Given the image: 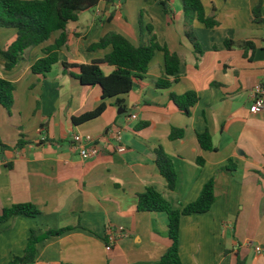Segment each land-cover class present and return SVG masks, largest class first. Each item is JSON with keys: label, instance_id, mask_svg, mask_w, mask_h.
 Listing matches in <instances>:
<instances>
[{"label": "crops", "instance_id": "obj_1", "mask_svg": "<svg viewBox=\"0 0 264 264\" xmlns=\"http://www.w3.org/2000/svg\"><path fill=\"white\" fill-rule=\"evenodd\" d=\"M202 2L218 25L208 28L194 19L200 53L185 33L181 0H171L170 15L157 0L101 1L81 11L68 23V42L46 75L34 74L31 66L59 32L27 49L11 70L0 53V76L15 86L10 112L0 105V139L12 147L0 148V211L18 203L39 211L0 226V264L25 253L32 230L42 235L60 229L36 243L28 264H155L171 245L168 214L139 210L138 195L152 186L173 205H186L210 180L216 196L211 208L181 217L182 264H264V111L252 112V89L264 82V0ZM110 31L135 45L154 36L179 55V70L168 77V87L158 86L165 55L156 51L131 91L104 99L101 115L75 123L74 117L102 102V89L82 84L63 62L102 59L112 47L91 46ZM15 38L14 29L0 27V50ZM101 69L109 74L115 67L105 63ZM187 91L198 95L189 114L171 98ZM142 122L148 125L138 127ZM173 128L183 129V136L170 138ZM206 131L214 150L199 144L197 135ZM76 134L92 135L99 154L82 156ZM20 139L24 145L14 147ZM160 146L178 169L175 190L167 188L156 164Z\"/></svg>", "mask_w": 264, "mask_h": 264}, {"label": "trees", "instance_id": "obj_2", "mask_svg": "<svg viewBox=\"0 0 264 264\" xmlns=\"http://www.w3.org/2000/svg\"><path fill=\"white\" fill-rule=\"evenodd\" d=\"M101 1L114 3L116 0H0V27L11 28L16 31L15 40L7 48L0 50L5 59V70L13 69L27 49L50 40L59 32L54 42L43 48V56L38 58L31 66L34 74L46 75L54 64L59 62V52L68 42V23L77 20L81 11L92 10ZM157 2L164 7L166 13L169 15L172 13L171 0H157ZM181 2L185 14V33L192 42L195 51L200 53L201 48L193 32L194 19H198L208 28L217 26L218 21L213 16L206 14L202 0H181ZM259 10L260 6L256 7V18H260ZM231 44L232 41L228 40L227 45L231 46ZM109 45L112 50L102 59L84 64L63 62L65 71L78 78L82 84L99 85L102 89V102L95 110L74 117L75 123L87 121L101 115L107 107L104 99L131 91L135 79L143 78L148 72L150 62L156 51L161 50L165 55L164 76L158 86L168 87L170 84L168 77L175 75L179 70L181 61L179 55L170 51L165 45H161L154 36L148 44L135 45L123 34L110 31L99 42L94 43L91 48H104ZM105 63L115 67L109 74H105L101 69V65ZM72 67H78L79 72L70 71ZM14 91V83L0 76V105L9 112L14 104ZM171 98L185 114H189L190 107L198 101V95L195 91H187L181 95L172 93ZM146 125H148V122H142L138 127ZM183 134V129L173 128L170 138L175 139L183 136ZM197 137L200 146L204 150L215 149L209 132L199 133ZM25 142L20 139L14 147H22ZM0 148L10 149L12 147L3 143L0 139ZM198 162L202 163L203 158L199 157ZM156 164L166 180L167 188L175 190L178 185V169L173 158L166 153L162 146L156 149ZM215 199L213 180L204 185L197 200L186 205H173L152 186L138 195L139 210L163 211L168 214V235L171 245L155 264H182L179 255L181 217L208 211ZM38 213L37 207L32 203H18L4 207L0 211V226L11 218L20 215L35 216ZM63 231L64 229L47 230L44 234L37 235L35 230H32L25 253L22 256L13 257L9 264L33 262L36 255V243L52 235H58ZM237 264L245 263L244 260L238 259Z\"/></svg>", "mask_w": 264, "mask_h": 264}, {"label": "built area", "instance_id": "obj_3", "mask_svg": "<svg viewBox=\"0 0 264 264\" xmlns=\"http://www.w3.org/2000/svg\"><path fill=\"white\" fill-rule=\"evenodd\" d=\"M252 112L260 113L264 111V82L257 83L252 89ZM132 118H137L136 114L131 115ZM118 141L121 140V135L117 134ZM75 144L78 146L80 154L84 157L96 156L100 152V148L94 143V137L90 134L81 135L76 134L74 136ZM119 151L125 150L123 145L117 146ZM107 249H111L110 245H107ZM259 250L260 247H257Z\"/></svg>", "mask_w": 264, "mask_h": 264}, {"label": "water", "instance_id": "obj_4", "mask_svg": "<svg viewBox=\"0 0 264 264\" xmlns=\"http://www.w3.org/2000/svg\"><path fill=\"white\" fill-rule=\"evenodd\" d=\"M123 112H125V109L119 108L118 113H123Z\"/></svg>", "mask_w": 264, "mask_h": 264}, {"label": "rangeland", "instance_id": "obj_5", "mask_svg": "<svg viewBox=\"0 0 264 264\" xmlns=\"http://www.w3.org/2000/svg\"><path fill=\"white\" fill-rule=\"evenodd\" d=\"M177 1V3H180V0H176Z\"/></svg>", "mask_w": 264, "mask_h": 264}]
</instances>
